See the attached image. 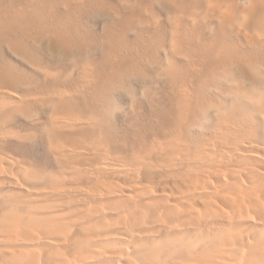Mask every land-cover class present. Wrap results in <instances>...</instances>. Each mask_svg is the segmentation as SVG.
I'll use <instances>...</instances> for the list:
<instances>
[{
  "label": "bare ground",
  "instance_id": "bare-ground-1",
  "mask_svg": "<svg viewBox=\"0 0 264 264\" xmlns=\"http://www.w3.org/2000/svg\"><path fill=\"white\" fill-rule=\"evenodd\" d=\"M0 44L43 79L0 68V133L48 107L57 171L0 152V264H264V0H0ZM152 81L157 124L115 130L117 93Z\"/></svg>",
  "mask_w": 264,
  "mask_h": 264
},
{
  "label": "rangeland",
  "instance_id": "rangeland-1",
  "mask_svg": "<svg viewBox=\"0 0 264 264\" xmlns=\"http://www.w3.org/2000/svg\"><path fill=\"white\" fill-rule=\"evenodd\" d=\"M180 3L183 0H175ZM155 9H158V6H155ZM159 10V9H158ZM162 19L161 24L166 30H170V24L166 20L165 10H159ZM91 29L96 33L101 34L104 28V18H100L98 22L90 21L89 22ZM216 26L207 25L206 27L198 26L195 31L200 34L199 39L201 44L210 43L213 30ZM163 32V30H162ZM164 33V32H163ZM155 34V29L149 27V25L143 24L136 30L129 31V39L132 42H136L138 39H141L139 45L142 44V40L145 41L143 49L149 51L153 56L157 53V48L153 47L149 42V38L153 37ZM162 53V52H161ZM162 56L163 53L161 54ZM95 56V55H94ZM92 56V57H94ZM56 59L47 60L54 64L58 61H61L59 57L55 56ZM81 57L75 56L69 60L71 66L79 67V59ZM31 63L24 61L22 58L16 57L9 48L0 44V68L12 70L20 74L22 80L25 82L32 75L40 77L31 66ZM138 69L143 70L145 73L154 74L152 70L146 65V61L140 62L138 64ZM71 81L75 82L72 86H78L81 84L82 74L79 70H75L71 73ZM40 80L43 81L42 77ZM65 77L61 75L59 79V86H63L65 82ZM149 81L146 80L145 83ZM23 91V88H19ZM167 90L166 84H153V81L148 83L145 88H140L136 85V92L120 90L117 93V103L116 110L112 116V122L115 126V130H118L121 133H129L136 129V126L139 125L138 122L142 124V134H147V131L144 129V126L156 125V116L152 112L149 103V96H152L156 101L154 93L164 92ZM49 116L50 109L44 107L41 104H35L31 108L30 117L23 115H13L9 120L8 124L3 129H11L15 133L13 136L4 137L0 133V152H6L14 155L18 159L27 163L28 165L34 168H40L45 171V183L49 181L50 178H53L56 174V168H53L52 155L49 147ZM33 133L35 135V140L32 142H26L15 138V135ZM119 140V139H118Z\"/></svg>",
  "mask_w": 264,
  "mask_h": 264
}]
</instances>
